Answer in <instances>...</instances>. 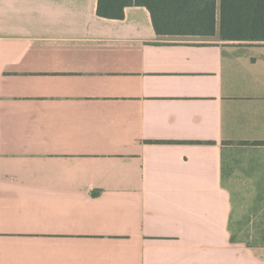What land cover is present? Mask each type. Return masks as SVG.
<instances>
[{
	"label": "crops",
	"instance_id": "crops-1",
	"mask_svg": "<svg viewBox=\"0 0 264 264\" xmlns=\"http://www.w3.org/2000/svg\"><path fill=\"white\" fill-rule=\"evenodd\" d=\"M97 7L0 0V264H264V39Z\"/></svg>",
	"mask_w": 264,
	"mask_h": 264
},
{
	"label": "trees",
	"instance_id": "trees-1",
	"mask_svg": "<svg viewBox=\"0 0 264 264\" xmlns=\"http://www.w3.org/2000/svg\"><path fill=\"white\" fill-rule=\"evenodd\" d=\"M221 36L230 39H264V0H220ZM216 5V0H98V14L123 18L125 7L146 6L159 35L216 32L217 8H188L197 4ZM250 6L251 8H243ZM242 7V8H239Z\"/></svg>",
	"mask_w": 264,
	"mask_h": 264
}]
</instances>
